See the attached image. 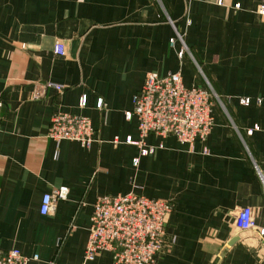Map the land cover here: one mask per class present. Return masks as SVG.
<instances>
[{"label":"crops","instance_id":"1","mask_svg":"<svg viewBox=\"0 0 264 264\" xmlns=\"http://www.w3.org/2000/svg\"><path fill=\"white\" fill-rule=\"evenodd\" d=\"M260 6L261 0H0V251L38 255L29 264H113L106 251L84 257L93 205L101 196L133 192L172 206L166 247L154 264H264V237L235 225L237 212L249 207L264 227ZM177 34L188 48L182 57ZM57 43L64 56L55 54ZM170 72H181L186 87L215 89L214 125L193 144L150 135L146 143L155 151L142 156L125 143L139 140L137 119L126 113L149 73ZM49 82L65 90L46 88ZM244 98L250 102L242 104ZM56 110L91 119L90 148L47 136ZM61 187L66 199L42 215L44 195Z\"/></svg>","mask_w":264,"mask_h":264},{"label":"built area","instance_id":"2","mask_svg":"<svg viewBox=\"0 0 264 264\" xmlns=\"http://www.w3.org/2000/svg\"><path fill=\"white\" fill-rule=\"evenodd\" d=\"M259 12H264L261 0ZM183 48L182 57L188 48L180 34L176 36ZM174 39L171 44H174ZM56 55L64 56L65 47L57 43ZM191 57V56H190ZM46 88L64 91L60 84L49 82ZM39 93L33 95L38 98ZM101 100L98 106H101ZM220 103L218 94L210 87H186L181 72L165 75L149 73L141 89L133 97V108L126 117H135L138 124L139 140L131 137L125 143L140 148L142 156L154 153L155 148L147 145L150 135L160 138L174 137L182 144H193L205 139L214 125L213 109ZM250 99H241L247 104ZM87 97L80 99L79 106L86 107ZM47 136L56 144L73 141L84 148H90L96 141L95 131L89 117L56 110L50 121ZM114 144L120 143L116 138ZM134 164L137 163L135 159ZM264 184V181H263ZM67 188L61 187L42 198L40 213L51 215L58 200L66 199ZM172 212L171 203L164 199H152L136 193L98 197L93 205L89 236L84 251L86 260H93L102 251L112 254L113 264H154L157 256L166 247L167 225ZM236 228L241 232L255 231L264 237V227L255 224L249 207L242 208L235 216ZM38 255L28 257L18 248L0 251V264H29L38 260Z\"/></svg>","mask_w":264,"mask_h":264},{"label":"rangeland","instance_id":"3","mask_svg":"<svg viewBox=\"0 0 264 264\" xmlns=\"http://www.w3.org/2000/svg\"><path fill=\"white\" fill-rule=\"evenodd\" d=\"M215 90V89H214Z\"/></svg>","mask_w":264,"mask_h":264}]
</instances>
